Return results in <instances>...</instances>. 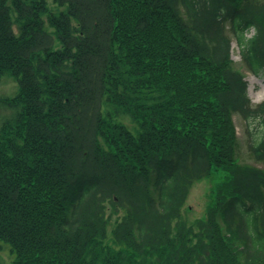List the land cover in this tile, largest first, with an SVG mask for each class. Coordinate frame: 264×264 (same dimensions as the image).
Masks as SVG:
<instances>
[{
  "label": "trees",
  "instance_id": "trees-1",
  "mask_svg": "<svg viewBox=\"0 0 264 264\" xmlns=\"http://www.w3.org/2000/svg\"><path fill=\"white\" fill-rule=\"evenodd\" d=\"M233 40L263 73L264 0H0L15 264H264V169L247 160L264 163V102ZM214 177L191 220V188Z\"/></svg>",
  "mask_w": 264,
  "mask_h": 264
},
{
  "label": "rangeland",
  "instance_id": "rangeland-1",
  "mask_svg": "<svg viewBox=\"0 0 264 264\" xmlns=\"http://www.w3.org/2000/svg\"><path fill=\"white\" fill-rule=\"evenodd\" d=\"M232 59L237 67H241L240 50L235 41L232 44ZM242 70L245 74V80L248 82V92L252 102L254 104L264 102V72L260 75H253L244 70V68H242ZM18 91L19 84L15 76L7 72L0 83V128L5 121L11 119L17 112L16 108H14L8 100L16 96ZM124 121L131 130H134L135 124L129 117H125ZM236 123L239 136L243 141V124L238 119ZM242 149L244 151V144L242 145ZM212 181L213 180L209 179L203 180L191 189L187 202V207L189 206L192 209L188 214L191 220L204 215L208 200L207 193L213 185ZM0 245V264H15L16 255L11 251L10 244L0 241Z\"/></svg>",
  "mask_w": 264,
  "mask_h": 264
}]
</instances>
